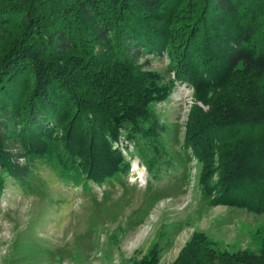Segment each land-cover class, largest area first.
I'll list each match as a JSON object with an SVG mask.
<instances>
[{
	"label": "trees",
	"instance_id": "trees-1",
	"mask_svg": "<svg viewBox=\"0 0 264 264\" xmlns=\"http://www.w3.org/2000/svg\"><path fill=\"white\" fill-rule=\"evenodd\" d=\"M163 55L166 73L148 67ZM176 83L205 106L182 139L202 196L264 214V0H0V194L34 160L100 186L128 173L129 143L147 173L171 166L153 107ZM172 264H264V237L232 251L193 232Z\"/></svg>",
	"mask_w": 264,
	"mask_h": 264
},
{
	"label": "rangeland",
	"instance_id": "rangeland-1",
	"mask_svg": "<svg viewBox=\"0 0 264 264\" xmlns=\"http://www.w3.org/2000/svg\"><path fill=\"white\" fill-rule=\"evenodd\" d=\"M168 63L166 55L150 57L148 67L166 73ZM194 104L205 109L191 87L176 83L168 99L153 107L170 124L165 145L174 161L150 174L129 143L128 173L100 186L83 188L39 160L31 163L23 185L3 175L0 264H132L152 247L153 264H172L193 232L232 251H257L264 214L209 205L201 194L200 163L182 142Z\"/></svg>",
	"mask_w": 264,
	"mask_h": 264
},
{
	"label": "bare ground",
	"instance_id": "bare-ground-1",
	"mask_svg": "<svg viewBox=\"0 0 264 264\" xmlns=\"http://www.w3.org/2000/svg\"><path fill=\"white\" fill-rule=\"evenodd\" d=\"M135 174H136V171H135V169H133V175L135 176Z\"/></svg>",
	"mask_w": 264,
	"mask_h": 264
},
{
	"label": "built area",
	"instance_id": "built-area-1",
	"mask_svg": "<svg viewBox=\"0 0 264 264\" xmlns=\"http://www.w3.org/2000/svg\"><path fill=\"white\" fill-rule=\"evenodd\" d=\"M138 162V161H137ZM139 163V162H138ZM140 164V163H139ZM142 166V165H141ZM132 172H133V168H131Z\"/></svg>",
	"mask_w": 264,
	"mask_h": 264
}]
</instances>
